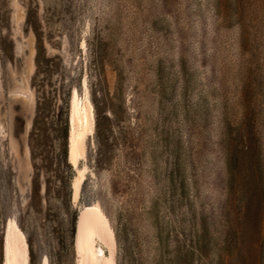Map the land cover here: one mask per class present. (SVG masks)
I'll return each mask as SVG.
<instances>
[{
	"label": "rangeland",
	"instance_id": "rangeland-1",
	"mask_svg": "<svg viewBox=\"0 0 264 264\" xmlns=\"http://www.w3.org/2000/svg\"><path fill=\"white\" fill-rule=\"evenodd\" d=\"M92 202L116 264H264V0H0V264L12 218L29 264H75Z\"/></svg>",
	"mask_w": 264,
	"mask_h": 264
},
{
	"label": "bare ground",
	"instance_id": "bare-ground-1",
	"mask_svg": "<svg viewBox=\"0 0 264 264\" xmlns=\"http://www.w3.org/2000/svg\"><path fill=\"white\" fill-rule=\"evenodd\" d=\"M93 130V107L83 80L82 91L79 93L76 87H72L69 94L67 161L75 169L70 186V200L74 204L78 201L87 170L86 165L81 166L79 163L86 159V139ZM73 248L75 264H116L114 232L99 204L92 202L79 209L75 221ZM2 264H29L28 242L14 218L4 232ZM41 264L47 262L43 261Z\"/></svg>",
	"mask_w": 264,
	"mask_h": 264
},
{
	"label": "trees",
	"instance_id": "trees-1",
	"mask_svg": "<svg viewBox=\"0 0 264 264\" xmlns=\"http://www.w3.org/2000/svg\"><path fill=\"white\" fill-rule=\"evenodd\" d=\"M71 232H73V226L71 225Z\"/></svg>",
	"mask_w": 264,
	"mask_h": 264
}]
</instances>
